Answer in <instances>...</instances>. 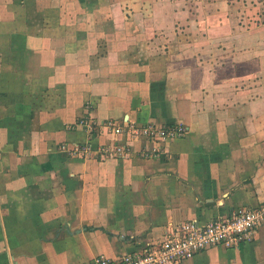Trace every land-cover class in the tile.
<instances>
[{"label":"crops","instance_id":"0c3cea01","mask_svg":"<svg viewBox=\"0 0 264 264\" xmlns=\"http://www.w3.org/2000/svg\"><path fill=\"white\" fill-rule=\"evenodd\" d=\"M91 1L0 0V264L119 259L264 203V0ZM177 264H264V224Z\"/></svg>","mask_w":264,"mask_h":264},{"label":"built area","instance_id":"2783aa9c","mask_svg":"<svg viewBox=\"0 0 264 264\" xmlns=\"http://www.w3.org/2000/svg\"><path fill=\"white\" fill-rule=\"evenodd\" d=\"M80 125L92 133L93 123L83 119ZM116 133H128L134 137H146L153 140L182 137L188 129L184 125L170 128L148 124L137 126L127 124L114 126ZM90 150L89 145L75 144L71 149L74 155H84ZM125 151L118 148L117 152ZM264 224V203L258 207H238L227 217H217L207 222L187 220L169 231L166 238L142 253H127L119 259L104 255L97 256L91 264H177L192 259L197 253L210 247L239 248L253 240L256 230Z\"/></svg>","mask_w":264,"mask_h":264},{"label":"rangeland","instance_id":"374dc122","mask_svg":"<svg viewBox=\"0 0 264 264\" xmlns=\"http://www.w3.org/2000/svg\"><path fill=\"white\" fill-rule=\"evenodd\" d=\"M91 1V0H90ZM92 2V1H91ZM35 16H40V13H37V14H35ZM71 32H72V30H71ZM87 120H89V118H86ZM94 123V122H93ZM80 124V123H79ZM95 128H96V125H93V129L95 130Z\"/></svg>","mask_w":264,"mask_h":264}]
</instances>
